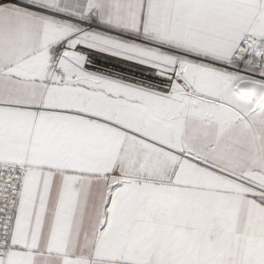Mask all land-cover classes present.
I'll use <instances>...</instances> for the list:
<instances>
[{"label": "snow or ice", "instance_id": "snow-or-ice-1", "mask_svg": "<svg viewBox=\"0 0 264 264\" xmlns=\"http://www.w3.org/2000/svg\"><path fill=\"white\" fill-rule=\"evenodd\" d=\"M0 264H264V0H0Z\"/></svg>", "mask_w": 264, "mask_h": 264}]
</instances>
